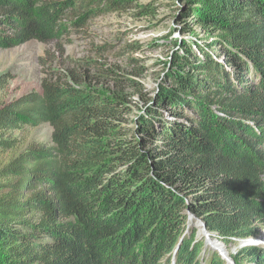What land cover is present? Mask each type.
I'll use <instances>...</instances> for the list:
<instances>
[{
	"label": "trees",
	"instance_id": "obj_1",
	"mask_svg": "<svg viewBox=\"0 0 264 264\" xmlns=\"http://www.w3.org/2000/svg\"><path fill=\"white\" fill-rule=\"evenodd\" d=\"M134 1L0 0V46L66 39ZM187 1L224 60L176 54L133 125L124 95L61 80L0 106V133L53 128L4 167L0 264H230L192 216L224 242L264 228V0ZM244 260L264 264V245Z\"/></svg>",
	"mask_w": 264,
	"mask_h": 264
},
{
	"label": "rangeland",
	"instance_id": "obj_2",
	"mask_svg": "<svg viewBox=\"0 0 264 264\" xmlns=\"http://www.w3.org/2000/svg\"><path fill=\"white\" fill-rule=\"evenodd\" d=\"M193 8L187 0H135L123 10L92 20L84 32L64 35L66 39L0 46V76L7 77L0 87V106L40 90L44 79L61 80L105 96L124 95L126 111L120 121L133 125L161 86L171 80L169 74L178 69L176 54L188 50L189 58L195 60V54L201 57L209 51L224 60L214 43L217 33L198 22ZM185 68L184 72L191 66ZM52 134L49 123L0 133V140L11 145H0V187L6 182L3 170L9 161L33 143L51 145ZM192 219L207 246L216 248L230 264H238L236 257L243 246L264 245V228L256 236L224 242L203 232L201 220Z\"/></svg>",
	"mask_w": 264,
	"mask_h": 264
},
{
	"label": "water",
	"instance_id": "obj_3",
	"mask_svg": "<svg viewBox=\"0 0 264 264\" xmlns=\"http://www.w3.org/2000/svg\"><path fill=\"white\" fill-rule=\"evenodd\" d=\"M201 226L203 227V232H206V225H205V223L202 222V225ZM252 244H256V243H252Z\"/></svg>",
	"mask_w": 264,
	"mask_h": 264
},
{
	"label": "bare ground",
	"instance_id": "obj_4",
	"mask_svg": "<svg viewBox=\"0 0 264 264\" xmlns=\"http://www.w3.org/2000/svg\"><path fill=\"white\" fill-rule=\"evenodd\" d=\"M257 244V243H256Z\"/></svg>",
	"mask_w": 264,
	"mask_h": 264
}]
</instances>
